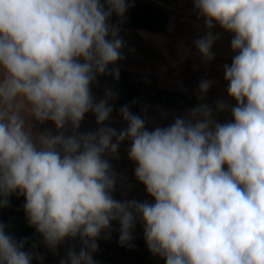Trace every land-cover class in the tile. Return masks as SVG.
<instances>
[{"label": "clouds", "instance_id": "9594fccd", "mask_svg": "<svg viewBox=\"0 0 264 264\" xmlns=\"http://www.w3.org/2000/svg\"><path fill=\"white\" fill-rule=\"evenodd\" d=\"M134 0H0V208L22 195L28 223L50 249L79 238L61 264H95L97 239L119 223L122 245L143 225L147 248L164 264H264V0H193L207 33L194 43L205 60L214 55L217 25L232 35L234 56L224 65L227 94L217 111L208 105L167 126L122 106L121 130L102 126L78 133L92 112L103 125L113 111L96 102L100 75L118 79L122 23ZM212 82L201 80L200 92ZM32 121L55 125L35 133ZM69 129L71 132L69 134ZM128 140L134 174L154 201L117 200L115 157ZM0 222V264H32Z\"/></svg>", "mask_w": 264, "mask_h": 264}, {"label": "crops", "instance_id": "0c3cea01", "mask_svg": "<svg viewBox=\"0 0 264 264\" xmlns=\"http://www.w3.org/2000/svg\"><path fill=\"white\" fill-rule=\"evenodd\" d=\"M110 23L118 25L119 36L124 42L121 49L123 59L109 65V71L118 69L119 77L100 75L92 85L96 102L111 91L114 98L109 100L113 111L103 125L97 123L92 112L85 115L78 133L95 132L99 127L109 126L118 131L127 126L120 116V108L128 106L131 112L146 119V127H164L176 117H186L191 109L200 104L213 110V117L219 123L232 120L230 110L217 111L216 104L223 101L233 106L235 101L227 94L224 79V65L231 64L234 53L230 42L232 35L218 25L212 29L219 38L212 46L214 59L205 60L195 46V41L207 33L204 19L194 8L193 0H134L133 6L125 13L121 23L115 14ZM201 80L212 82L206 93H201ZM35 133L51 130L56 134L55 125L50 122L32 121ZM69 134L71 129L68 130ZM131 142L125 140L119 146L115 158L121 163L116 184L119 200H137L153 203L143 184L135 177V162L128 158ZM81 247L79 238L65 239L55 249L48 247V263L61 264L67 259V252ZM96 252L93 259L97 261ZM154 255L148 249H134L128 264H153Z\"/></svg>", "mask_w": 264, "mask_h": 264}, {"label": "trees", "instance_id": "16d2710c", "mask_svg": "<svg viewBox=\"0 0 264 264\" xmlns=\"http://www.w3.org/2000/svg\"><path fill=\"white\" fill-rule=\"evenodd\" d=\"M108 159L112 164L113 170L117 174V180H118L121 171V163L113 157H108ZM113 197L119 200L116 191L113 192ZM11 198L12 196L9 197V205L7 207L0 208V222L6 225L9 234H11L17 241H21L27 238V243L24 245V250L33 252L40 256L41 253L45 250L44 248L47 245L45 244L43 237L39 233H37L35 228L31 227L28 223L26 213L23 207L25 203V199L22 195H20V199L22 200V203L19 205L16 203L14 204V202H11ZM137 224H141V223L137 222ZM111 237H113L111 234L102 233L100 238L97 239L96 241V243L98 244V249L96 252L97 259L104 245H106L110 241ZM31 243H33V245ZM33 261L34 262L32 264H47L48 255H47L46 263L45 261L43 262L42 260H36V259H33ZM153 264H164V260L160 259V261H158L156 256H154Z\"/></svg>", "mask_w": 264, "mask_h": 264}, {"label": "rangeland", "instance_id": "374dc122", "mask_svg": "<svg viewBox=\"0 0 264 264\" xmlns=\"http://www.w3.org/2000/svg\"><path fill=\"white\" fill-rule=\"evenodd\" d=\"M11 202L14 204H21L22 200L20 196L13 194L11 195ZM16 200V201H15ZM119 223L116 221L111 222V237L110 241L104 245L101 250L96 264H128L129 256L134 249H148L143 235V225L136 224L132 230V240L127 244L122 245L119 240ZM33 245V243H31ZM45 250L41 253L42 261L46 263L48 255V246L44 248ZM158 261L160 257L156 256ZM34 262V261H33ZM32 262V263H33ZM163 262V261H162ZM161 262V263H162Z\"/></svg>", "mask_w": 264, "mask_h": 264}]
</instances>
